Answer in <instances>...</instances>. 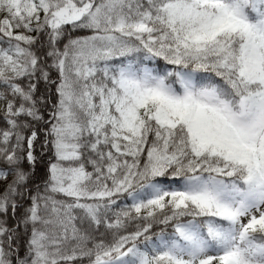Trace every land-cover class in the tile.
<instances>
[{"label": "snow or ice", "instance_id": "6c2138e0", "mask_svg": "<svg viewBox=\"0 0 264 264\" xmlns=\"http://www.w3.org/2000/svg\"><path fill=\"white\" fill-rule=\"evenodd\" d=\"M0 264H264V0H0Z\"/></svg>", "mask_w": 264, "mask_h": 264}, {"label": "trees", "instance_id": "16d2710c", "mask_svg": "<svg viewBox=\"0 0 264 264\" xmlns=\"http://www.w3.org/2000/svg\"><path fill=\"white\" fill-rule=\"evenodd\" d=\"M42 173H43V166L42 165H38V167H37V175H41ZM9 223H11V221Z\"/></svg>", "mask_w": 264, "mask_h": 264}]
</instances>
